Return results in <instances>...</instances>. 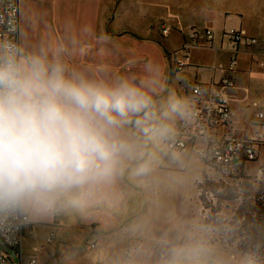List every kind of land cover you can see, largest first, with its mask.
Returning a JSON list of instances; mask_svg holds the SVG:
<instances>
[{"label":"crops","instance_id":"obj_1","mask_svg":"<svg viewBox=\"0 0 264 264\" xmlns=\"http://www.w3.org/2000/svg\"><path fill=\"white\" fill-rule=\"evenodd\" d=\"M19 4L20 44L28 48L63 44L71 66L99 78L151 77L157 99L174 92L188 101L190 111L196 84L219 85L230 76L234 80L228 90L234 132L246 137L263 130L256 123L252 104L264 101V0H234L233 5L228 0H203L197 8L171 4L167 9H174L173 16L163 12L159 0H20ZM196 14L201 20H194ZM162 26L168 28L167 35H162ZM189 28H199V36L181 61L176 55L181 41L171 32ZM234 29L245 31L257 43L232 42L228 34ZM207 30L213 32L212 40L207 39ZM206 44L210 52L196 51ZM232 59L235 66L229 70ZM177 64L185 67L178 71ZM221 67L228 71L222 72ZM180 119L174 121V127ZM127 132L136 135L131 126ZM191 149L187 153L193 157ZM143 151V157L131 162L112 182L95 187L82 208L41 218L27 215L30 223L22 245L3 251L10 264H29L31 259L37 264H162L165 253H157L151 244L143 248L157 240L164 220L191 218L198 225L201 214L195 181L205 167L185 175L178 166L179 156L185 152L167 153L165 141L148 142ZM192 161L197 162V157ZM144 163L147 171L136 174L135 169ZM179 173L187 177L180 181L175 176ZM74 233L80 235L78 242ZM197 239L190 248L209 246L200 236ZM131 242L136 243L135 250L128 247ZM86 244L96 248L87 249ZM88 251H93L94 258L81 260ZM143 251L148 257L139 260Z\"/></svg>","mask_w":264,"mask_h":264},{"label":"clouds","instance_id":"obj_2","mask_svg":"<svg viewBox=\"0 0 264 264\" xmlns=\"http://www.w3.org/2000/svg\"><path fill=\"white\" fill-rule=\"evenodd\" d=\"M157 95L151 77L105 79L71 66L63 44L0 40V220L82 208L146 143L170 139L174 121L191 116L189 103ZM241 264L261 262L249 255Z\"/></svg>","mask_w":264,"mask_h":264},{"label":"built area","instance_id":"obj_3","mask_svg":"<svg viewBox=\"0 0 264 264\" xmlns=\"http://www.w3.org/2000/svg\"><path fill=\"white\" fill-rule=\"evenodd\" d=\"M20 0H0V40L19 43V12ZM163 33L168 28L163 27ZM207 39L212 40V31L205 32ZM199 34L191 33L195 41ZM228 36L235 42L244 40L247 44L257 43V39L246 36L245 31L232 30ZM191 45H185L183 51L189 54ZM235 66L232 59L229 70ZM185 67L177 64L178 71ZM228 69H222L227 72ZM234 86V80L226 76L219 85L215 83L196 84L192 89L194 103L191 116L180 119L174 127V135L165 141L167 153L184 152L193 148L205 165L204 172L196 179V201L204 223L217 216L225 219L223 209L230 207V202H241L233 217L242 221L258 217V208H264V101L253 103L256 123L263 130L239 137L233 129V112L230 107L228 90ZM213 172L219 176L218 181H212L208 175ZM246 201L251 210L245 214L240 213ZM235 210V209H234ZM219 214V215H218ZM225 216V215H224ZM30 223L25 214H18L6 220H0V241L7 248H19L24 240V232ZM208 226V225H207ZM221 225L220 228H224ZM228 233V232H227ZM54 235L48 238L51 242ZM87 249H95V244H86ZM128 254V252H126ZM264 264V260L261 261ZM0 264H10V258L0 251ZM29 264H37L31 259Z\"/></svg>","mask_w":264,"mask_h":264},{"label":"rangeland","instance_id":"obj_4","mask_svg":"<svg viewBox=\"0 0 264 264\" xmlns=\"http://www.w3.org/2000/svg\"><path fill=\"white\" fill-rule=\"evenodd\" d=\"M206 1V0H204ZM203 0H159V4L161 5V8L163 9V12L166 14H173L175 13L174 9L172 12H170L167 7H170L171 4L174 6L178 4L180 7H187L192 4L195 5L197 8L199 6V3H202ZM228 3L230 5H233L234 0H228ZM201 14V13H200ZM196 14L194 16V20H201V15ZM163 27L161 28L162 35H167L163 33ZM200 30L199 28L195 29H188V30H177L173 29L171 32V36H177L179 40L181 41L180 45L181 47L176 52V55L179 60L184 61V47L187 45H192V39H191V33L193 31ZM169 32V30H168ZM185 36V41H184ZM230 38V37H229ZM192 47V46H191ZM203 48H197L199 50H196L198 52H210L207 51L209 49V45L206 44L205 46H202ZM193 48H191L192 50ZM195 49V48H194ZM201 49V50H200ZM191 52V51H190ZM214 65V64H213ZM192 68L195 69H201L197 68V65H193ZM255 82L259 81L258 76L255 77ZM255 114V113H254ZM190 151V148L184 151L185 153L181 156H179V163L178 166L180 170L186 171L187 174L185 175H191L195 172H198L200 169L205 167L204 163L200 161L198 158L196 152L191 149L193 154V157H197V162H193L191 155L187 152ZM203 163V164H202ZM206 168V167H205ZM184 174H175L176 177H179L180 181L185 179ZM209 176L212 177V181H218L219 176L213 172L208 173ZM182 191L180 189V195ZM176 199V196L173 195L171 197V203L174 204ZM177 199H181V197L178 195ZM238 200H233L230 202L231 206L228 208L223 209L222 215L225 219H219L217 216L213 215L215 218L209 219L208 226L204 225V218L201 216L199 219V227L197 225L196 221H192V219H181L179 217L178 220L173 219V221H169L168 223H165L162 227V232L160 236L157 237L156 241L147 242L146 246L143 249H146L151 245L155 246V249L157 253L162 251L166 254V258L162 257L160 258V262L162 264H241L242 260L246 258L249 255L244 254V249H247L246 244L243 243L245 241L244 235V221H242L239 217V214L237 217H233L235 211L238 209L239 204ZM243 208L240 210V213L245 214L247 211L251 210V206L246 203V201L243 200L242 202ZM235 209V210H234ZM219 215V214H218ZM194 224V229L192 230V225ZM221 225H224V228H220ZM232 231V232H231ZM234 231V232H233ZM201 232V233H200ZM228 232V233H227ZM236 233L235 240L233 242L230 241V237ZM74 239L78 242L80 240V235L78 233H74L72 235ZM200 236L202 239V243L204 245H209L208 247L204 248H190V244L195 242L197 237ZM196 239V240H195ZM136 243L131 242V245L128 246L130 248H133L135 250ZM132 250V251H133ZM0 251H5V246L0 242ZM83 256H80L81 260L87 261L88 259L92 260L94 258L93 251H88L87 254H82ZM256 254H252V256H255ZM257 258L261 261L264 260L263 256L256 255ZM255 256V257H256ZM123 259L127 260L128 256L122 255ZM148 256L144 254V251L141 252L140 259H146ZM137 261V258H135ZM18 262V259H17ZM262 264V263H261Z\"/></svg>","mask_w":264,"mask_h":264},{"label":"trees","instance_id":"obj_5","mask_svg":"<svg viewBox=\"0 0 264 264\" xmlns=\"http://www.w3.org/2000/svg\"><path fill=\"white\" fill-rule=\"evenodd\" d=\"M135 33L138 34L137 32ZM230 40L234 43H239L233 41L232 39ZM204 225L207 226L208 224L204 223ZM243 228L245 230L244 233L246 234L244 235L245 241H243V243L246 244L247 247V249H244L245 256L256 254L258 255V257L259 256L264 257V208L261 207L258 208V217L254 219L252 218L246 219L244 221ZM235 235L236 233H234L230 237L231 242L235 240Z\"/></svg>","mask_w":264,"mask_h":264}]
</instances>
